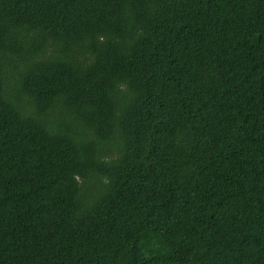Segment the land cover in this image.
Segmentation results:
<instances>
[{"label":"trees","instance_id":"obj_1","mask_svg":"<svg viewBox=\"0 0 264 264\" xmlns=\"http://www.w3.org/2000/svg\"><path fill=\"white\" fill-rule=\"evenodd\" d=\"M0 264H264V0H0Z\"/></svg>","mask_w":264,"mask_h":264}]
</instances>
